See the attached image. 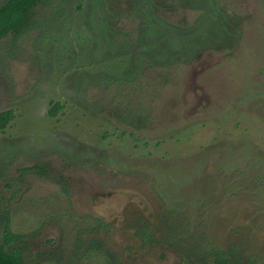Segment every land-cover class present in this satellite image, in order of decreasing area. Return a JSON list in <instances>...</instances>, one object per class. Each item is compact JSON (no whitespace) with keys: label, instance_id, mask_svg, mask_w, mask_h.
<instances>
[{"label":"rangeland","instance_id":"374dc122","mask_svg":"<svg viewBox=\"0 0 264 264\" xmlns=\"http://www.w3.org/2000/svg\"><path fill=\"white\" fill-rule=\"evenodd\" d=\"M5 110L24 264H264V0H45L0 38Z\"/></svg>","mask_w":264,"mask_h":264},{"label":"trees","instance_id":"16d2710c","mask_svg":"<svg viewBox=\"0 0 264 264\" xmlns=\"http://www.w3.org/2000/svg\"><path fill=\"white\" fill-rule=\"evenodd\" d=\"M45 0H7L0 6V38L9 32H20L30 23L32 10L38 3ZM58 102L53 103L49 114L54 116L60 108ZM12 111H0V129L5 128L12 118ZM15 235L7 233L3 244H0V264H24L22 253L19 248L10 249V242L16 239ZM230 250L214 251L215 264H222L229 255Z\"/></svg>","mask_w":264,"mask_h":264}]
</instances>
